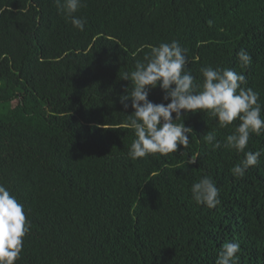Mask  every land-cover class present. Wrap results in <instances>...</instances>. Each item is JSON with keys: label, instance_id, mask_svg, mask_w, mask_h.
Masks as SVG:
<instances>
[{"label": "trees", "instance_id": "1", "mask_svg": "<svg viewBox=\"0 0 264 264\" xmlns=\"http://www.w3.org/2000/svg\"><path fill=\"white\" fill-rule=\"evenodd\" d=\"M83 3L81 32L55 0H0V183L31 222L16 264H215L229 241L241 245L239 264H264V156L237 178L244 154L223 146L239 120L219 128L188 113L177 121L193 128L188 148L133 161V110L119 102L146 46L178 40L197 83L205 65L231 68L264 105V0ZM163 95L157 87L149 99ZM261 149L264 134H252L245 151ZM205 175L220 190L213 209L191 197Z\"/></svg>", "mask_w": 264, "mask_h": 264}, {"label": "clouds", "instance_id": "2", "mask_svg": "<svg viewBox=\"0 0 264 264\" xmlns=\"http://www.w3.org/2000/svg\"><path fill=\"white\" fill-rule=\"evenodd\" d=\"M57 9L71 23L73 28L83 32L87 19L76 13L84 6L83 0H55ZM211 26L212 21H208ZM150 49L142 60H137L135 70L125 72L122 79L131 81L119 96V102L127 110L126 127L134 130L135 139L131 143L128 157L131 160L152 154L167 156L176 153L178 146L188 148L193 128L181 121L188 113H207L216 118L219 128L235 125L227 135L223 146L243 153L244 158L231 168L234 177L243 178L247 170L259 163L264 149L245 151L252 134H264V105L259 103V93L246 87L247 79L243 72L231 68H213L205 65L200 68L202 84L187 68V49L178 40L147 45ZM241 68L252 64L251 55L241 49L237 53ZM159 87L163 101L154 103L149 99L152 89ZM173 114H175L173 116ZM203 141L213 149L221 147L215 132L207 131ZM199 154L190 157L186 163L195 164ZM191 197L197 205L213 209L220 201V190L208 175L191 185ZM31 222L26 217L24 205L10 190L0 183V264H16L21 258L24 238L30 232ZM241 245L237 241L223 244L215 264H239Z\"/></svg>", "mask_w": 264, "mask_h": 264}]
</instances>
